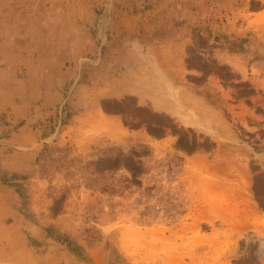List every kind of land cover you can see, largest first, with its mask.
Wrapping results in <instances>:
<instances>
[{"label": "rangeland", "instance_id": "obj_1", "mask_svg": "<svg viewBox=\"0 0 264 264\" xmlns=\"http://www.w3.org/2000/svg\"><path fill=\"white\" fill-rule=\"evenodd\" d=\"M262 48L264 0H0V264H264Z\"/></svg>", "mask_w": 264, "mask_h": 264}, {"label": "crops", "instance_id": "obj_2", "mask_svg": "<svg viewBox=\"0 0 264 264\" xmlns=\"http://www.w3.org/2000/svg\"><path fill=\"white\" fill-rule=\"evenodd\" d=\"M140 72H143V68H141ZM141 91L142 90L138 84H136V83L131 84V88L129 90H127V94L124 96V97L130 96L131 98L135 99V104L133 106L134 110H137L138 108L145 107V99H143V94ZM211 92H213V91H211ZM192 96L196 97L197 95L194 93ZM206 101H207V103L210 102L209 100H207V98H206ZM216 102H217V100H216ZM209 105H211V106H208V108H213L212 106H214V105H212V103H209ZM149 107L151 108V112L154 113L155 115H157L158 113L164 114L167 111H169V110L153 108V106L151 104H149ZM174 107L175 108L172 111L175 114L190 112L192 110L191 104H188V105L181 104L180 101L178 102V104H175ZM187 108H189L190 111H187ZM178 115L180 117V114H178ZM179 117L174 116L173 121L180 123ZM123 120L125 121L126 125L129 124L132 127L131 132H129L128 136L135 137L136 139H138V141H146L145 131H146V128H149L147 123H144V122L140 123V120H141L140 117L138 115H135V114H130L129 116L125 117ZM180 126H181V124H180Z\"/></svg>", "mask_w": 264, "mask_h": 264}, {"label": "bare ground", "instance_id": "obj_3", "mask_svg": "<svg viewBox=\"0 0 264 264\" xmlns=\"http://www.w3.org/2000/svg\"><path fill=\"white\" fill-rule=\"evenodd\" d=\"M238 39V38H237ZM244 39V38H243ZM250 39V38H249ZM247 40V39H246ZM234 41V40H233ZM253 41V40H252ZM255 41V40H254ZM262 43V42H261ZM260 43V44H261ZM228 45V44H227ZM230 46V45H229ZM242 47V46H241ZM260 47V46H259ZM259 49V48H258ZM258 51H260V53L259 52H257V53H259V57L260 58H262V61L264 62V48H262L261 50H258ZM247 56V55H246ZM250 58V57H249ZM216 165V164H215ZM244 186H248V185H244ZM258 245H259V252L260 253H264V235L262 234V233H259L258 234ZM260 255V254H259ZM261 256H262V254H261ZM254 258V257H253Z\"/></svg>", "mask_w": 264, "mask_h": 264}]
</instances>
